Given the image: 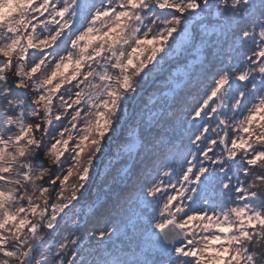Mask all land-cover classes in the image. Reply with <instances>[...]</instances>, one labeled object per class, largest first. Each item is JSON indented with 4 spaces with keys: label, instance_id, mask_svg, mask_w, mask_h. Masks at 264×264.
<instances>
[{
    "label": "snow or ice",
    "instance_id": "obj_1",
    "mask_svg": "<svg viewBox=\"0 0 264 264\" xmlns=\"http://www.w3.org/2000/svg\"><path fill=\"white\" fill-rule=\"evenodd\" d=\"M0 264H264V0H0Z\"/></svg>",
    "mask_w": 264,
    "mask_h": 264
},
{
    "label": "rangeland",
    "instance_id": "obj_2",
    "mask_svg": "<svg viewBox=\"0 0 264 264\" xmlns=\"http://www.w3.org/2000/svg\"><path fill=\"white\" fill-rule=\"evenodd\" d=\"M174 58V57H173ZM191 59V58H190ZM198 62V61H197ZM169 63H167V61L165 62V69L166 71L163 73V75H157L156 77V82H160V84H167L168 86L164 87L163 89V93H169L170 90L174 89V91H176V89L182 85L184 82L188 81L187 76L182 75V73L185 71L183 65H176L173 64L171 65V67H169ZM172 75L174 77L173 81L170 82H166L168 81L169 75ZM164 78V79H163ZM151 83V81H150ZM195 82L193 84L194 87ZM175 94V93H173ZM124 135L127 136V133H124ZM111 152L115 153L116 152V146L113 144L112 148H111ZM105 151H108L107 149ZM103 159H105L107 161H109V157L105 156ZM166 163H171V159L169 158L168 160L165 161ZM176 167L179 166V160L177 159L175 162ZM122 167H124V165H122ZM105 165L101 166V169H104ZM136 243H139L141 245V247H135L133 246V248L128 249L129 252H134V254H138L141 252V248H143L144 252L147 254L145 258H147L148 260H155L157 262H159L161 259L159 258L158 255L163 254V252H161L162 250L156 246L154 247H150L148 245V243L146 242V237H141L138 241H136Z\"/></svg>",
    "mask_w": 264,
    "mask_h": 264
},
{
    "label": "trees",
    "instance_id": "obj_3",
    "mask_svg": "<svg viewBox=\"0 0 264 264\" xmlns=\"http://www.w3.org/2000/svg\"><path fill=\"white\" fill-rule=\"evenodd\" d=\"M255 2L258 3L259 0H255ZM173 59H174V58H173ZM167 63H168V62H167ZM197 63H199V61H198ZM171 65H173V64H171ZM163 79H164V78H163ZM160 82H161V81H160ZM160 82H156V83H154V84H151V88H150L149 90L157 89L158 92H159L160 94H166V93H163V89H164V87H166V86H168V85H167V84H164V83L159 85ZM193 84H194V81L190 82V81L188 80V81L184 82L182 85H180V86L176 89V91H174V93H175V94H183V93L188 92V91L191 89V90H192V91H191V95L188 96L187 99H188V102H189V103H192V102H193V97H195L196 94H197V91H196L195 85H194V87H191V86H193ZM175 94H174V95H175ZM145 99H147V97H145ZM125 136H126V135H125ZM114 145H115V144H114ZM111 150H112V149H111ZM113 154H114V153H113ZM103 160H104L103 165H105V166H107V167H105L104 169H101V172H103V173H105V174H106L108 171H111V168H112L113 165H115V166H119V167H122V164L120 163V161H112L111 164H110L109 161L105 162L106 160H105V159H103ZM166 160H168V159H164L163 156L161 157V162H162V163H166V162H165ZM101 166H102V165H101ZM107 191H108V188H107V186H105L104 189H103V191H101V192L99 193V195H100V201H101V202H102L103 199L105 198L104 193H106ZM97 194H98V193H97V188L94 187V188L92 189V191H91V199H95L96 196H97ZM161 252H162V251H161ZM158 256H159V258L161 259L162 254H160V255H158Z\"/></svg>",
    "mask_w": 264,
    "mask_h": 264
},
{
    "label": "water",
    "instance_id": "obj_4",
    "mask_svg": "<svg viewBox=\"0 0 264 264\" xmlns=\"http://www.w3.org/2000/svg\"><path fill=\"white\" fill-rule=\"evenodd\" d=\"M156 246L161 248L163 250L164 248V243L163 242H160V243H156Z\"/></svg>",
    "mask_w": 264,
    "mask_h": 264
}]
</instances>
